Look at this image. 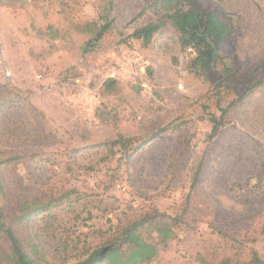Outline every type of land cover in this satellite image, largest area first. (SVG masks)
<instances>
[{"label":"rangeland","instance_id":"rangeland-1","mask_svg":"<svg viewBox=\"0 0 264 264\" xmlns=\"http://www.w3.org/2000/svg\"><path fill=\"white\" fill-rule=\"evenodd\" d=\"M154 1L0 0V208L42 264L135 221L155 247L141 264L264 261V0L172 1L229 26L198 74L165 18L131 37L166 13Z\"/></svg>","mask_w":264,"mask_h":264},{"label":"trees","instance_id":"trees-1","mask_svg":"<svg viewBox=\"0 0 264 264\" xmlns=\"http://www.w3.org/2000/svg\"><path fill=\"white\" fill-rule=\"evenodd\" d=\"M173 0H155V9H164L166 13L155 21L146 23L134 29L131 37L148 44L152 36L164 24L163 18L169 22L178 35L181 49H191L187 67L194 73L214 67L220 59L221 46L229 34V26L219 18L212 10H196L194 8H176ZM108 28L103 25L96 36L101 37ZM211 128L210 136L217 131L215 119ZM116 139L124 144V138ZM135 149V148H134ZM141 222L135 221L128 224L122 231L119 239L120 245L103 244L92 249L88 256L75 264H141L155 255V247L143 241L136 232ZM0 231L4 233L10 243V258L12 264H42L30 257L22 247V244L14 231L6 226L3 221V212L0 208ZM259 264H264V261Z\"/></svg>","mask_w":264,"mask_h":264},{"label":"built area","instance_id":"built-area-1","mask_svg":"<svg viewBox=\"0 0 264 264\" xmlns=\"http://www.w3.org/2000/svg\"><path fill=\"white\" fill-rule=\"evenodd\" d=\"M188 51L192 52L191 49H188Z\"/></svg>","mask_w":264,"mask_h":264}]
</instances>
